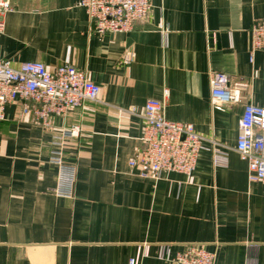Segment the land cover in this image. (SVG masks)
Wrapping results in <instances>:
<instances>
[{"label":"crops","instance_id":"crops-1","mask_svg":"<svg viewBox=\"0 0 264 264\" xmlns=\"http://www.w3.org/2000/svg\"><path fill=\"white\" fill-rule=\"evenodd\" d=\"M7 1L2 58L15 68L40 62L85 71L100 86V101L48 128L19 103L6 106L0 264H128L136 256L139 264H168L159 259L163 246L174 256L190 244L214 252L215 264H264V180L249 183L235 151L243 106L264 108V51L250 58V29L264 19V0H149L148 18L130 32L101 35L81 0ZM212 73L245 85L238 104L211 110ZM148 99L164 102L167 120L216 143H204L190 177L141 178L129 166L143 145ZM73 126L80 133L66 140L64 157L77 173L74 198L66 199L53 193L57 170L48 156L52 136ZM214 150L226 153L225 167L213 165Z\"/></svg>","mask_w":264,"mask_h":264},{"label":"built area","instance_id":"built-area-1","mask_svg":"<svg viewBox=\"0 0 264 264\" xmlns=\"http://www.w3.org/2000/svg\"><path fill=\"white\" fill-rule=\"evenodd\" d=\"M91 31L105 33L130 32L135 23L145 21L150 12L149 0H81ZM7 0H0V34L3 32V16L10 11ZM161 44L167 45L168 28L158 24ZM250 58L256 51H264V19L257 20L250 29ZM132 55H125L124 63L132 61ZM210 107L213 111H224L229 105L238 104L244 84L230 83L221 73L209 77ZM100 86L69 64H62L48 70L40 62H26L12 67L4 60L0 48V122L5 119L8 104L19 103L23 114L32 115L35 123L43 128L50 126L55 117H65L69 111L82 108L87 102H99ZM167 92L165 91V95ZM162 101L148 99L141 118L144 122L142 147L129 161V166L138 169L141 178L157 179L162 173H179L190 177L195 170L198 155L204 143H216L200 135L188 123L171 122L164 114ZM123 112V111H122ZM126 112L134 114V109ZM239 135L235 151L247 165V180L255 183L264 180V108L246 104L238 121ZM80 127L62 129L52 136L48 163L57 170V182L53 189L55 196L74 198L77 166L68 163L64 157L67 139L78 137ZM226 153L213 151V165L225 167ZM159 259L168 264H215V253L203 244H190L183 251L170 255L169 248L163 246ZM128 264H139V257Z\"/></svg>","mask_w":264,"mask_h":264}]
</instances>
